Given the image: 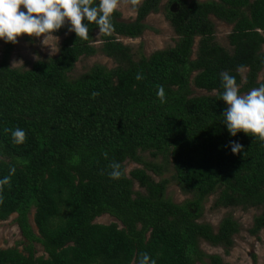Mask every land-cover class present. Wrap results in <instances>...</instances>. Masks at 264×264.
<instances>
[{
	"label": "trees",
	"instance_id": "trees-1",
	"mask_svg": "<svg viewBox=\"0 0 264 264\" xmlns=\"http://www.w3.org/2000/svg\"><path fill=\"white\" fill-rule=\"evenodd\" d=\"M163 1L144 0L130 23L115 11L111 32L92 24L87 40L64 26L55 33L64 37L58 56L28 70L9 66L7 43L0 60V180L8 182L0 185V222L17 215L27 245L0 250V264H134L145 252L156 264H226L199 243L231 249L240 225L232 216L217 232L197 223L208 198L216 195L214 211L264 210V141L231 137L220 117L225 105L213 92L223 90V72L236 77L242 93L264 84V0H169L165 19L175 46L135 59L120 38H141L144 20ZM212 17L232 26L231 51L217 43ZM98 54L115 68L95 65L71 79L81 59ZM17 127L26 133L23 144L6 131ZM233 141L241 153L232 154ZM146 154L162 163L145 161ZM113 162L124 172L120 179L110 178ZM129 162L142 168L127 175ZM170 168V179L163 178ZM170 184L190 199H167ZM103 215L117 222L96 224ZM262 230L264 212L250 234ZM35 245L45 256L36 257Z\"/></svg>",
	"mask_w": 264,
	"mask_h": 264
},
{
	"label": "rangeland",
	"instance_id": "rangeland-1",
	"mask_svg": "<svg viewBox=\"0 0 264 264\" xmlns=\"http://www.w3.org/2000/svg\"><path fill=\"white\" fill-rule=\"evenodd\" d=\"M169 0H165L159 7V11L154 14H150L145 20L144 24L146 30L141 38L131 41L128 39L120 38L123 44L130 46L133 49L135 59H138L139 55L149 57L153 53L175 46L177 37L174 35L169 23L165 19V7ZM205 2L208 0H198ZM144 0H118L117 12L121 14L122 21L125 23L133 22L136 18V10L142 5ZM176 6L172 7L175 11ZM215 26L216 41L217 43L231 51V48L227 42V36L232 30V26L218 21L215 18H211ZM67 26V24L65 25ZM64 37L60 38L59 47ZM95 45L99 47V34L95 33L94 36ZM7 43L0 41V60L3 58ZM196 48H194V51ZM195 53V52H194ZM34 54L40 57L39 60H47L56 58L58 56L49 57L47 49L41 50L39 39L19 37L18 42L12 45V50L9 56V66L12 69L24 71L31 68L32 64L37 60L34 59ZM38 60V61H39ZM20 61L22 64H13V62ZM100 65L108 70L115 68V64L112 60L98 54L92 58H83L75 66V70L70 75L71 79H76L80 75L89 71L93 66ZM245 76L246 72H242ZM264 79V70L259 74L258 82ZM198 95H203L205 92L196 90ZM144 160L154 165H160L162 160L152 159L149 155L143 156ZM142 168V166L125 163V172L128 175L134 169ZM156 181H160L154 174L149 173ZM172 174L171 168L169 172H166L163 176L165 179H170ZM135 192H143L137 184L134 185ZM166 198L170 199L173 203L181 205L185 201L189 200V196H184L176 185L170 184L166 191ZM216 198V195H212L208 198L204 205L203 215L197 223L207 224L212 227L214 232H217L220 222L227 216H232L234 220L240 225L239 233L233 238V246L231 249H224L222 247H214L210 244L200 241V250L208 256L217 255L226 264H264V230L260 231L257 235L250 234L252 228L253 219L260 216L264 210L259 209H221L212 210V204ZM32 212L29 216V223L33 231L37 233L35 224L33 222ZM17 215H12L8 220L0 222V250H7L17 248L19 251H23V248L27 245V242L22 238L20 229L18 228ZM96 224L109 225L116 223L117 221L108 216L103 215L94 221ZM121 227V225H120ZM22 243V244H21ZM36 257L45 256L43 249L39 245H35ZM206 263H208L206 261Z\"/></svg>",
	"mask_w": 264,
	"mask_h": 264
},
{
	"label": "clouds",
	"instance_id": "clouds-1",
	"mask_svg": "<svg viewBox=\"0 0 264 264\" xmlns=\"http://www.w3.org/2000/svg\"><path fill=\"white\" fill-rule=\"evenodd\" d=\"M118 8V0H0V41L15 44L19 37L39 39L41 50L47 49L49 57L60 52V37L56 35L66 24L68 31L76 38L87 40L89 26L95 24L99 32L110 33L112 15ZM37 61L40 57L34 54ZM14 64H22L20 61ZM139 78V77H137ZM222 91L214 93L225 105L222 110V124L231 137L243 133L252 139L264 141V84L242 93L236 77L223 72L220 74ZM164 97V89L158 90ZM10 131L16 144H23L26 133L22 128ZM233 155L241 153L243 145L233 141L229 145ZM110 178L120 179L124 174L121 165H110ZM8 178L0 180L6 184ZM134 264H156L148 253H141Z\"/></svg>",
	"mask_w": 264,
	"mask_h": 264
}]
</instances>
